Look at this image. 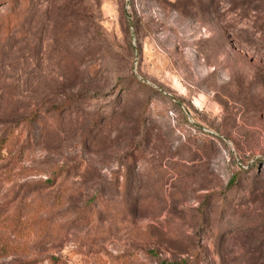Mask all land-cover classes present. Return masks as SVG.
I'll use <instances>...</instances> for the list:
<instances>
[{"label":"rangeland","instance_id":"obj_1","mask_svg":"<svg viewBox=\"0 0 264 264\" xmlns=\"http://www.w3.org/2000/svg\"><path fill=\"white\" fill-rule=\"evenodd\" d=\"M11 2L0 264H264V0Z\"/></svg>","mask_w":264,"mask_h":264},{"label":"trees","instance_id":"obj_2","mask_svg":"<svg viewBox=\"0 0 264 264\" xmlns=\"http://www.w3.org/2000/svg\"><path fill=\"white\" fill-rule=\"evenodd\" d=\"M11 1H12V2H11L12 10H13V12H15L16 9H17V2L15 3V0H11ZM31 1H32V0H20V2H23V3H25L26 5H30V4H31ZM235 181H236V179H233L232 184H234Z\"/></svg>","mask_w":264,"mask_h":264}]
</instances>
